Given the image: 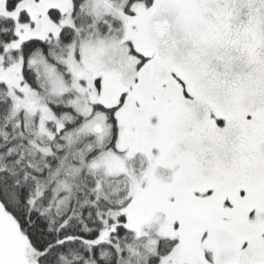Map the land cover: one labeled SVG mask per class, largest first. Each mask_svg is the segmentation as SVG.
Returning <instances> with one entry per match:
<instances>
[{"label":"snow or ice","instance_id":"6c2138e0","mask_svg":"<svg viewBox=\"0 0 264 264\" xmlns=\"http://www.w3.org/2000/svg\"><path fill=\"white\" fill-rule=\"evenodd\" d=\"M0 264H264V0H0Z\"/></svg>","mask_w":264,"mask_h":264}]
</instances>
